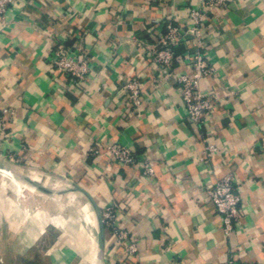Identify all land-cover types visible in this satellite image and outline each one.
Listing matches in <instances>:
<instances>
[{
  "label": "crops",
  "instance_id": "crops-1",
  "mask_svg": "<svg viewBox=\"0 0 264 264\" xmlns=\"http://www.w3.org/2000/svg\"><path fill=\"white\" fill-rule=\"evenodd\" d=\"M199 5L9 6L0 23V264H264V0H234L209 17L216 72L200 89L215 103L201 126L189 122L177 82L192 50L176 48L171 71L153 62L160 24L185 23ZM75 47L91 63L85 81L53 62L57 50ZM134 78L140 107L129 97ZM108 142L133 148L155 173L93 152ZM230 173L243 215L226 236L204 186ZM111 205L137 244L133 257L102 226Z\"/></svg>",
  "mask_w": 264,
  "mask_h": 264
},
{
  "label": "built area",
  "instance_id": "built-area-1",
  "mask_svg": "<svg viewBox=\"0 0 264 264\" xmlns=\"http://www.w3.org/2000/svg\"><path fill=\"white\" fill-rule=\"evenodd\" d=\"M16 0H0V23H4L5 14ZM234 0H200L199 6H192L187 21L179 23L175 18L163 21L158 28V38L153 48V62L166 71H171L175 50L186 45L192 51L190 72H183L177 76L181 89L183 103L187 110L189 122L201 126L210 113L215 99L214 96L200 89V80L215 74L216 68L207 58V40L205 38L206 23L217 8H227ZM55 66L69 77L78 81H85L91 72V63L83 51L78 48L57 50L54 58ZM129 97L135 107L142 102L140 82L137 78L128 83ZM210 156L214 146L209 145ZM98 155L108 153L111 160L121 165L140 167L147 176H152L155 169L143 156L137 154L129 146L119 142L100 144L93 150ZM204 191L214 202L217 213L221 216L226 236H230L242 219V200L235 176L230 173L220 178L214 184H206ZM117 212L114 206L102 210V221L106 229L112 230L118 241L128 242V253L131 257L137 252V244L132 241L126 229L116 224ZM234 264L233 260L229 262Z\"/></svg>",
  "mask_w": 264,
  "mask_h": 264
},
{
  "label": "water",
  "instance_id": "water-1",
  "mask_svg": "<svg viewBox=\"0 0 264 264\" xmlns=\"http://www.w3.org/2000/svg\"><path fill=\"white\" fill-rule=\"evenodd\" d=\"M87 196H89L91 199H92V197L90 196V194L86 191V190H84V189H82V188H80ZM99 210V209H98ZM99 213H101L100 212V210H99ZM101 219H102V215H101ZM101 223H102V226L104 227V223H103V221L101 220Z\"/></svg>",
  "mask_w": 264,
  "mask_h": 264
}]
</instances>
